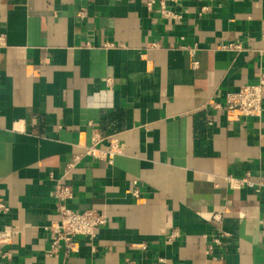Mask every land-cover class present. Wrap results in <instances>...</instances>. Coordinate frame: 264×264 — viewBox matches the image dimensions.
Returning <instances> with one entry per match:
<instances>
[{
  "label": "crops",
  "instance_id": "1",
  "mask_svg": "<svg viewBox=\"0 0 264 264\" xmlns=\"http://www.w3.org/2000/svg\"><path fill=\"white\" fill-rule=\"evenodd\" d=\"M146 1L0 0V264H264V88L259 118L223 108L264 78V0ZM93 141L121 154L83 157L68 206L107 223L49 255L56 181Z\"/></svg>",
  "mask_w": 264,
  "mask_h": 264
},
{
  "label": "built area",
  "instance_id": "2",
  "mask_svg": "<svg viewBox=\"0 0 264 264\" xmlns=\"http://www.w3.org/2000/svg\"><path fill=\"white\" fill-rule=\"evenodd\" d=\"M155 0H147L146 6L148 10H152ZM159 13L170 19L179 18L177 15L168 11L165 7L164 1L159 2ZM6 47V40L4 35H0V49ZM222 49L237 50L238 45H225ZM188 53L193 55L195 49L187 48ZM196 66V63H194ZM264 88V78L260 76L256 83L243 85L236 92L229 93L226 96L224 110L226 119L229 122H239L244 118H259L262 114V97ZM122 147L119 145L111 144L107 149L99 148L96 143L83 148L81 155L72 157L68 167L63 175L56 181L55 189L53 192V199L55 201L57 220L50 223V225L43 227L45 231L50 234V251L49 255H56L59 249H63L66 253L74 250L76 247L74 239L79 236L93 237L95 232L104 227L107 223L105 214L100 213L94 209H89L83 212H76L69 208L68 202L72 199V189L68 183H65L64 178L68 173L74 169L75 165L83 157H91L111 163V161L121 154ZM51 176V175H50ZM239 183H244L247 187L258 190L259 185H255L249 180L246 175L238 181H230V187L237 189ZM134 195L137 193L134 192ZM8 213L7 205L0 199V215ZM19 230L12 225L4 224L0 228V257L9 259L10 253L4 251L3 248L10 245L15 237L18 235ZM178 237V233L172 232L168 240ZM214 244H219V239H213ZM212 248L208 247V251ZM153 264H165V259L157 258Z\"/></svg>",
  "mask_w": 264,
  "mask_h": 264
}]
</instances>
